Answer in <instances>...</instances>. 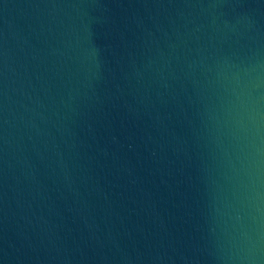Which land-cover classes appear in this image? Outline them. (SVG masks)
<instances>
[{
	"label": "water",
	"instance_id": "obj_1",
	"mask_svg": "<svg viewBox=\"0 0 264 264\" xmlns=\"http://www.w3.org/2000/svg\"><path fill=\"white\" fill-rule=\"evenodd\" d=\"M0 264H264V0H0Z\"/></svg>",
	"mask_w": 264,
	"mask_h": 264
}]
</instances>
